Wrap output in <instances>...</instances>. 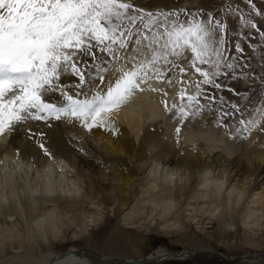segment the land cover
Instances as JSON below:
<instances>
[{"label":"snow or ice","instance_id":"6c2138e0","mask_svg":"<svg viewBox=\"0 0 264 264\" xmlns=\"http://www.w3.org/2000/svg\"><path fill=\"white\" fill-rule=\"evenodd\" d=\"M229 17L238 20L237 31ZM255 17L264 18V10L254 0H223L211 9H146L137 0H0V139L25 121L118 137L119 112L138 93L151 92L174 121L177 148L184 147L185 130L207 127L209 116L229 140L251 142L264 133V27ZM257 81L258 93L251 87ZM52 94L63 103L51 102ZM30 134L55 159L46 133Z\"/></svg>","mask_w":264,"mask_h":264},{"label":"bare ground","instance_id":"6f19581e","mask_svg":"<svg viewBox=\"0 0 264 264\" xmlns=\"http://www.w3.org/2000/svg\"><path fill=\"white\" fill-rule=\"evenodd\" d=\"M154 1L149 2L154 3ZM188 1L184 0L185 3ZM191 1L194 5L199 0ZM149 2L137 0L141 6H155ZM156 4L157 8L167 7L166 0H158ZM149 9L153 8L149 7ZM48 99L51 102L63 103L56 94L50 95ZM116 119L120 126L118 137L110 136L103 130L88 136L78 125L65 123L63 129L59 125L63 122H51L50 127L36 121H25L21 125H16L10 133L9 142L5 145L0 144V161H3L4 165L8 164L9 160L19 161L20 164L23 162V166L36 165L38 172L42 174L38 176L35 184H31L23 177L19 191L16 186L19 171H4V168L0 167V184L5 185L0 191L5 195L14 193L23 209L29 210L31 220L26 224L27 234L24 236L16 233L14 227H0V249L4 248L7 242L13 241L17 243L19 249H23L29 234L37 235L45 245L58 238L60 216L57 209L52 208V205L49 206L51 203L58 204L60 209L70 212L73 221L81 217L82 199L81 194L78 193V190L80 192L78 181L82 179L77 178L78 181L75 177L73 179L69 175L71 169L69 170L68 167L75 168L74 172L78 177H84L91 200L90 205L95 206L97 199L98 205L108 212L114 211L116 218L124 216V221L131 220L128 225L139 223L148 204L151 206V214L148 217H154L153 214L156 212L157 216L165 220L164 223L168 221V226L173 228L175 234L183 225L179 223L181 226H177L180 218L183 216L186 218L189 212L192 213L191 211L196 212L195 205L198 206V202L208 204L210 209L207 211L212 215H216L218 211L229 217L245 215L244 224L254 223L255 226L258 220L256 219L255 222L254 219L259 213L262 217L260 219H264V133L257 134L251 142L244 141L242 150L237 156H233L232 147L229 146L235 145L238 141H231L225 135H216L222 138V145H209L207 151L203 149V152L197 147L194 151L191 145L197 143L189 142L185 137L189 133H201L207 129L199 132L193 131L192 128L186 129L182 139L184 147L177 148L173 132L174 121L162 110L160 97L151 92L138 93L122 108ZM27 123L28 128L36 130L35 133H46L43 138L44 143L53 152L55 159L43 155L36 137L28 140V131L24 127ZM165 123L166 126L163 127ZM3 139H0V142ZM80 147L84 148V153L87 155L78 151ZM17 151L20 152L19 159L16 157ZM61 161H63V171L60 170ZM171 173H178L183 178V182L178 180L174 188H169L166 192L161 191V177ZM33 192L38 194L32 196ZM245 200H252L253 203L249 202L256 206H245ZM174 210L176 212L172 215ZM4 214L8 217L17 215L24 219V214L22 216L18 213L15 201L3 212ZM171 215L174 217L169 220ZM92 217L94 218V214ZM37 220L44 222L43 236L38 235L34 228ZM147 220L149 221L148 218ZM91 222L90 225L93 224V221ZM168 226L163 225L165 228ZM162 230L167 229L162 228ZM137 233L140 236L146 234ZM194 251V253L182 251L172 256L192 258L197 253V250ZM77 253L71 250L58 255L50 264L57 261L59 264H97V262L108 264L104 259L94 263L81 261ZM167 255L168 253L158 251L154 257L164 258ZM254 257L264 261L263 255L255 254ZM152 261L148 258L142 262L115 261L114 264H146Z\"/></svg>","mask_w":264,"mask_h":264},{"label":"rangeland","instance_id":"374dc122","mask_svg":"<svg viewBox=\"0 0 264 264\" xmlns=\"http://www.w3.org/2000/svg\"><path fill=\"white\" fill-rule=\"evenodd\" d=\"M145 1L149 2L154 0ZM157 1L158 0H155L154 3L149 2L151 4H155V6L149 5V7L153 9L157 8ZM166 2L167 7L164 8H174L178 6L197 8L203 5L205 8L211 9L214 6L218 7L223 3V0H199L198 3H195L194 5L191 4V0H189L188 3H185L184 0H166ZM254 2L261 10H264V0H254ZM147 6L143 5V7L149 9V7ZM240 6L244 8L245 11H247V8L243 3H241ZM255 19L258 23L261 24L262 27H264V18L255 17ZM229 22L233 31H237L239 29L237 19L229 17ZM256 39L258 41V37H256ZM251 64L254 68H256V71L258 73L260 69L257 66L256 59H252ZM229 83L234 84V86L241 89L249 87L248 85H244L240 82L230 81ZM258 84L259 82L257 81L251 85V87L255 89L257 93L259 91ZM256 99L257 97H251L253 104L256 102ZM241 102L247 103V101ZM249 107H251V105H249ZM211 119V116H209L207 121L205 122L207 124V127L203 125H197L195 127L190 126L189 129L192 128L193 131L198 132L200 130L202 131L204 129H207L211 132L214 131L216 135H224L222 131L220 132V130L215 129L211 125ZM166 123L162 126H166ZM21 124L22 123H20V125ZM64 124L65 123L63 122V124L59 125H61V127L64 129ZM168 124L172 126L170 123ZM27 125L29 126L28 123L24 126L28 131L27 138L28 140L29 138L34 139V137L30 133L34 132L35 129L33 127L34 130H32L30 127L28 128ZM9 140L10 134L2 140V142H4L2 143V145L7 144ZM237 141L238 142H236L235 145L229 146L232 147L231 152L233 153V156H237L238 153H240L243 146L242 144H244V141L242 140ZM196 145L198 148H200L201 151L203 149V151H207V146L204 142H198ZM11 161L13 160H9L8 164L5 165L3 163L2 165H0V167H3L4 171L6 168L8 169V171H19V175L16 181L20 185L19 186L18 183H16L17 189H19V191H21L20 188L22 185L20 183H22L23 177L30 181L31 184H35V181L37 182L38 176L42 174L38 172L36 165L13 167ZM16 164L20 165L19 161H16ZM69 168L71 169L69 175L73 177V179L74 177L76 180L77 178L78 180L82 179L79 181L77 180L78 182H80V184L78 185L80 192L78 190V193L81 194L80 196L82 199L81 217L78 220L73 221L70 212L68 213L67 210L60 209L58 204H49V206L52 205V208L58 210L60 216L58 238L52 240L49 245H45V242L42 241L37 235L29 234L26 237V243H24L23 249H19L15 241L7 242L6 246L0 249V264H50L54 260V258L58 257V255L68 253L71 250L77 251V256H79L78 258L81 261H85L87 263H94L99 259L106 260L108 264H114L115 261L142 262L150 258V260L153 261L146 264H264V261L262 262V260H257L254 257L255 254L264 256V219L261 220L262 217H260V213L257 215L258 217L256 216L257 218L254 219L255 222L256 219L258 220V222L256 223L257 226H254V223H251V225L244 224L243 221H245V215L240 214L243 217L240 215H233L232 217H229L222 214V211H218L216 212V215H212L211 212L207 211L210 209L208 204L204 205V203L202 204L201 202H198V206L197 204L195 205L196 212L191 211L192 213H195V216H190L192 213L189 212V216H187L186 218L185 216L180 218L177 226L180 227L182 224L183 225L175 234L173 228L168 226V221L164 223L165 220L163 221V219L157 216L156 212H154L155 214H153L154 217H148L151 214V206L148 204L146 205L147 208L145 206V213L143 211V215L145 218L143 217V215L141 217L139 216L141 218L139 223L136 222L134 225H128L127 223L131 222V220L124 221V216L116 218L114 211L111 210L108 212L107 209H103L102 207H100L96 202L97 199H95L96 201L94 200L96 205H93V208V206L90 205L91 200L89 199L87 193V183L85 182L84 177H78L76 172H74L75 168L68 167V169ZM249 201L245 200L244 205L247 207H250L251 205L254 207L256 206L252 204V200L250 201L252 203H250ZM175 210L173 211L172 215L174 214V212H176ZM92 214H94V218L92 217ZM186 214L187 213H185V215ZM10 217L15 218L11 219ZM10 217L5 216V214H0V227H14L16 233L18 232L23 236L26 235V224L31 221L29 218V210H27L26 208L24 209V219L17 215ZM173 217L174 216L169 217L168 219L170 220ZM147 218L149 219V221L147 220ZM91 221H93L92 225H90ZM179 223L181 225H179ZM162 224L168 227L165 228ZM169 227L171 228V230H173L172 233ZM162 228L167 229V232L165 230H162ZM137 232H144L146 234L144 236H140V234H138ZM194 250H197V253L192 258L172 256V254L175 255L182 251H191L194 253ZM158 251H163L165 253H168V255L164 258H155L154 254H156ZM97 264L99 263L97 262Z\"/></svg>","mask_w":264,"mask_h":264},{"label":"clouds","instance_id":"9594fccd","mask_svg":"<svg viewBox=\"0 0 264 264\" xmlns=\"http://www.w3.org/2000/svg\"><path fill=\"white\" fill-rule=\"evenodd\" d=\"M185 139L192 143H198L202 141L205 143L206 146L223 144L222 138H218L216 134L211 131H205L201 133H189V135L186 136ZM2 143L4 142H0V144ZM178 180L181 183L183 182V178L180 177L178 173H171V174H167L161 177V180H160L161 189L160 190L166 192L167 189L174 188ZM0 188H5V185L0 184ZM37 194L38 193L33 192L31 195L35 196ZM13 201H15L18 213L23 216L24 209L22 205L20 204L19 200L15 197L14 193L10 195H5L3 191H0V214H3L5 210L9 209ZM10 218L14 219L15 217H10ZM34 228L38 235L43 236L44 222L42 220L35 221Z\"/></svg>","mask_w":264,"mask_h":264}]
</instances>
